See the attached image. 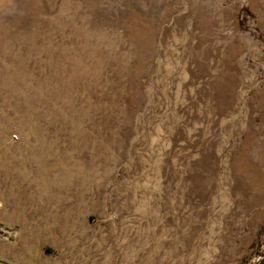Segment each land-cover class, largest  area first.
<instances>
[{"label": "rangeland", "instance_id": "1", "mask_svg": "<svg viewBox=\"0 0 264 264\" xmlns=\"http://www.w3.org/2000/svg\"><path fill=\"white\" fill-rule=\"evenodd\" d=\"M0 264H264V0H0Z\"/></svg>", "mask_w": 264, "mask_h": 264}]
</instances>
